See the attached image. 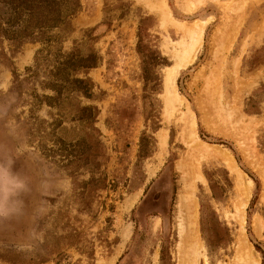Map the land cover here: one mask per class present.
Returning <instances> with one entry per match:
<instances>
[{
  "label": "rangeland",
  "instance_id": "1",
  "mask_svg": "<svg viewBox=\"0 0 264 264\" xmlns=\"http://www.w3.org/2000/svg\"><path fill=\"white\" fill-rule=\"evenodd\" d=\"M78 2L0 40V264H264V0Z\"/></svg>",
  "mask_w": 264,
  "mask_h": 264
},
{
  "label": "trees",
  "instance_id": "2",
  "mask_svg": "<svg viewBox=\"0 0 264 264\" xmlns=\"http://www.w3.org/2000/svg\"><path fill=\"white\" fill-rule=\"evenodd\" d=\"M78 8V0H0V40L26 39L38 31L56 28ZM96 63L97 59L93 54L89 56L71 54L63 62V69L94 67ZM68 80L66 78V81ZM70 81L87 93L82 79L72 78ZM84 110L90 111V108L83 107L82 111ZM261 252L263 254L262 250Z\"/></svg>",
  "mask_w": 264,
  "mask_h": 264
},
{
  "label": "bare ground",
  "instance_id": "3",
  "mask_svg": "<svg viewBox=\"0 0 264 264\" xmlns=\"http://www.w3.org/2000/svg\"><path fill=\"white\" fill-rule=\"evenodd\" d=\"M199 26L197 25V29L194 31L195 33H197L198 32V28ZM190 233V232H189ZM187 235V234H186ZM241 243H243V242H241ZM243 245V244H242ZM244 246V245H243ZM243 248V247H242ZM244 250V249H243ZM242 250V251H243ZM240 254V253H239ZM242 255V261H243V263L244 264H257V262H256V259H255V256H253L252 255V253L250 252V251H246V252H244L243 251V253H241ZM240 257V256H239ZM241 258V257H240Z\"/></svg>",
  "mask_w": 264,
  "mask_h": 264
}]
</instances>
